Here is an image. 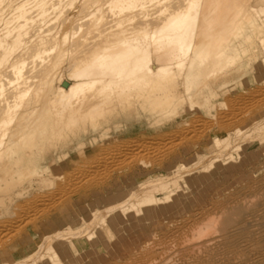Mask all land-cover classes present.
<instances>
[{"label":"bare ground","instance_id":"bare-ground-1","mask_svg":"<svg viewBox=\"0 0 264 264\" xmlns=\"http://www.w3.org/2000/svg\"><path fill=\"white\" fill-rule=\"evenodd\" d=\"M263 78L264 0H0V264H264Z\"/></svg>","mask_w":264,"mask_h":264},{"label":"rangeland","instance_id":"rangeland-1","mask_svg":"<svg viewBox=\"0 0 264 264\" xmlns=\"http://www.w3.org/2000/svg\"><path fill=\"white\" fill-rule=\"evenodd\" d=\"M262 80L264 82V78ZM262 80L256 84V87L257 86H259V87L263 86L264 83H262ZM218 110L220 111L221 108H219ZM253 125H254V123H253ZM253 125L251 124V126H253ZM251 126H249V127L251 128ZM250 128H248V129H250ZM252 131L253 130L250 131L251 133L249 132L250 135H256L258 133L257 131H254V134H252L253 133ZM142 133H145V131L142 129H139V128H134L129 132V135L136 138L137 136H139ZM150 133L154 134L156 136V138H159V139H162L163 137L165 138V136H166L165 132L161 131V130L152 131ZM163 134H164V136H163ZM189 134L187 135V138L185 137L186 139L183 140V142H185L186 146L181 147L180 148L181 150L179 149L180 154L182 156L181 160L183 162H185V164H187L188 167H191L192 165H195L196 163L207 164L208 163L207 159L202 158V155H201L202 153L194 148V145H193L194 143H191V146H190L188 136H192L193 134L192 133H189ZM126 135L127 134L125 133L116 139L114 138L112 140L106 141L103 146H100L99 148H97L95 150L92 149L89 152L85 153V155L82 157L84 163L83 162L82 163L76 162V163L68 165L65 168L66 174L69 176L71 174V172H74L76 170V168L79 167V169L81 171L82 180L87 178V179L91 180V182H93V183L94 182H100L105 178L106 172L112 168V167H109L112 165L108 164L109 161L106 160L107 153L110 152V153H112L113 158L116 159L120 164H124L130 160H135L137 162V164L135 165V168L125 171V175L128 177V179H131L134 177L136 179H138V182H137L138 185L137 186H139V187L144 186L145 183L149 181L148 180L149 176L153 175V170L155 171V169L156 170L158 169L157 168L158 165L155 164V166L153 168H149L148 171H152V172H148L150 174H147V171H145L144 170L145 168H143L144 167L143 164L148 161V155H149L148 152L145 150L144 147L137 146L133 141L131 142V141L127 140ZM181 151L184 152L185 154L184 153L182 154ZM96 160L101 161L99 165H93V162ZM188 163H190V164H188ZM111 182L113 183L114 189L116 187H121L124 191L130 190L128 187H126L128 185V183L125 182L123 179L119 178L118 176H116V174H113ZM97 204L100 205L99 203H97ZM102 205H105V203H103ZM40 208L41 207H38L37 209H40ZM71 227H72L71 232H65V230L62 232V230H60L62 236L58 240H55L53 242V246L56 250H59L58 248H60V246H61V248H63V243H67V244L71 243V240L75 236L73 233H76V227L75 226H71ZM73 231H75V232H73ZM71 234H73L72 237H71Z\"/></svg>","mask_w":264,"mask_h":264}]
</instances>
